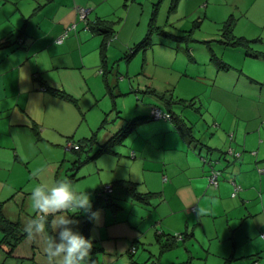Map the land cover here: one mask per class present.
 Masks as SVG:
<instances>
[{"label":"crops","instance_id":"crops-1","mask_svg":"<svg viewBox=\"0 0 264 264\" xmlns=\"http://www.w3.org/2000/svg\"><path fill=\"white\" fill-rule=\"evenodd\" d=\"M246 1L234 0L230 7L241 10ZM130 2L133 1L0 0V43L10 42V46L0 49V178L4 172H12L17 161H29L28 153L37 139L32 127L38 133L56 132L60 146L82 129L85 133L77 142L93 137L90 152L94 154L127 121L147 117L149 106L174 112L173 107L183 105L178 101L187 100L168 89L140 88L139 84L134 89L129 83L131 92L154 96L152 105L133 107L129 115L133 119L122 118L119 110L113 113L117 104L107 88L115 84L121 94L119 88L129 79L118 74L121 82L117 83L119 79L111 74L103 77L99 73L103 60L105 70L119 69V61L127 50L142 40L134 39L140 29L138 16L143 15L152 0ZM258 3L264 5V0ZM79 7L90 9L89 21L100 18L110 22L115 37L105 50L103 34L93 33L79 22ZM73 24L75 28L69 29ZM156 24L163 28L158 21ZM247 28L251 33L239 36L257 40L249 49L254 54L239 53L242 59L233 65L223 59L230 64L228 68L211 65L203 75L223 97H218L219 107L210 114L215 122L210 127L216 132L209 139L202 143L198 137L201 143L190 142L171 120L138 123L121 143L113 144L110 152L85 161L91 170L81 164L73 173L76 176L81 171V178L90 179L94 192L101 186L114 185L108 203L96 200L92 206V211L100 213L98 221L76 209L65 213L74 221L71 226L99 248L98 264H144L147 258L155 264H167V259L172 264H186L198 254L196 243L191 242L194 238L203 246L199 253L203 264H251L253 258L264 264V239L260 235L264 232V173L258 171L264 168V22L251 20ZM65 31L62 42H57ZM191 50L195 52L194 47ZM229 73L235 74L229 76L234 82L232 88L224 85ZM50 87L72 99L52 95L47 91ZM180 116L188 120L183 114ZM194 124L189 121L193 136ZM229 148L240 157L226 158ZM201 156L210 162H202ZM70 167L67 168L71 171ZM211 167L221 172L216 189L207 179ZM60 168L59 161H52L44 174L36 172L32 176L37 184L50 185L60 179ZM122 181L134 183L143 200L127 194L118 185ZM232 182L242 188L234 197ZM5 183H0V193L10 187ZM8 208L9 217L19 219L24 229L29 220L39 215L26 198L22 209L14 204ZM190 230L192 235L176 240L168 249H162L164 240L156 234H184ZM198 231H203V244ZM56 235L49 231L44 236L29 237L26 233L7 253L0 231V264H51L43 241L45 236ZM180 242L184 250L173 252ZM155 243L160 246L157 257L153 254ZM132 246L136 249L130 254Z\"/></svg>","mask_w":264,"mask_h":264},{"label":"rangeland","instance_id":"rangeland-1","mask_svg":"<svg viewBox=\"0 0 264 264\" xmlns=\"http://www.w3.org/2000/svg\"><path fill=\"white\" fill-rule=\"evenodd\" d=\"M129 1L142 4L145 0ZM233 1L234 0H179L175 10L169 14L167 12L172 7L171 0H152L150 4L148 3L143 15L139 14L138 16L140 29H138L135 34L133 32L135 35L134 37H136L134 39L139 40L140 38L143 39L146 37L145 33H147L146 31L149 28L152 8L154 5L158 4L160 10L157 13L156 22L158 21L159 25L163 24V30L177 36V39H165L159 36L156 32L152 33L149 39L152 44L147 46L145 50L139 48L129 59L126 57L121 58L119 61L120 70L117 68L116 70H118V74L125 79L127 77L129 81L127 80L128 83H123L119 88L121 94L115 98L117 108L114 109L113 113H116V110H119L122 118L131 119L132 116L129 115H131L130 113L133 107L135 108L141 104L152 105L151 103H153L154 96L148 94L145 95L144 93L139 92L135 93L134 91L131 92L129 83H133L132 85L134 89L137 84H139L140 88H142V86H147L153 88L156 87V89H168L169 92H172L174 95L187 99L184 102L185 105L175 106L173 107V110L177 115L183 114L188 119L185 120L187 124H189V121L193 124L195 123L193 125L195 133L194 137H199L202 143L203 139H209L210 134L216 132V130H214L215 128L212 129L215 122L210 118V114L215 112L219 107L218 97H223H221L218 89L212 88L214 87V84H208L207 78L203 77V75L204 73L209 72L211 65L213 67L218 66L211 60L212 55H216L220 60H230L233 65L238 64L241 61V55L238 57V54L245 51L244 48L231 47L229 45L226 46L222 43L224 22L228 18H231V21H234V23L232 22V34L235 36H239L244 32L251 33V30L247 28L251 20L258 19L260 22H264V5L258 3L260 0H256L255 3L253 0H247L243 4L241 10H234L231 8ZM136 28H138V24ZM262 29L263 28H261V30ZM262 32L264 34V30ZM202 35L203 38H201ZM178 37H186V40H178ZM189 39L192 40L190 41ZM134 47L135 46H131V48ZM191 47H194L195 52L194 50H191L190 52ZM238 49L241 50V52ZM227 60H223L224 63H227ZM236 69L238 70L240 68L236 66ZM215 72L217 73L216 70ZM229 74L230 75H225L226 79L224 85L227 84L228 87L230 86L232 88L234 82L233 79H229V76H235V74ZM111 76L113 78V75ZM118 79L117 83L121 82L120 77H118ZM204 81L209 85V88L205 86ZM217 92L218 95L214 97ZM148 96L151 98L148 99ZM192 97L194 99V104L192 107H189L188 101H190ZM209 99H212V101L210 102ZM109 101L111 102V98ZM158 104H160L159 100ZM194 107H197L198 110H195ZM229 113H231V111ZM155 123L158 122H154V124ZM83 133L85 132H82L81 129L75 136L70 138V142L77 144L78 139L83 137ZM38 134L39 137H37L34 146L28 153L29 161L26 163L17 161L14 170L10 173L4 172L5 175L0 178V183L6 181L5 185L10 186L8 190H5L4 188L0 193V201L10 199L13 195L17 196L19 202H21V198H19L21 196L30 200V192L35 186H37V183L35 182L36 179L32 175L36 172L44 174L49 162L59 161L61 168L59 169L58 177L60 179L63 178L69 180L77 190L85 191L90 197L92 206H94V202H96L97 199L96 192L91 188L92 181L88 178H81V171L76 172V176H72L75 170L70 171V169L68 170L67 168L72 166V163L74 162L73 160H75V158L77 159L78 156L71 149H66V144L69 139H64L62 146H60L58 143L60 137L57 136L56 132H40ZM201 149L203 150V147H201ZM91 154L92 152L88 149L86 152L80 151L78 157L79 160L82 161V166H86L85 168L88 167L89 170H91V167L88 165V162L85 163V161L89 160ZM226 158L230 157L226 156ZM52 183H54V180L50 182V185ZM1 186H3V184ZM15 204L17 203H14V205ZM198 232L199 239L203 244V231L201 233L200 231ZM160 233L161 232L158 231L156 234L159 235L158 237L164 239L165 235ZM186 233H191L192 235L193 231L190 230ZM172 235L179 236V233L174 232ZM193 241L197 245V248L194 247V249L197 251L198 256L194 254L193 259L189 256L191 260H187L189 257L187 259L185 258V261L187 260L186 264H190L191 261L193 264H203V258H199V253H202L203 246L200 245L195 238L191 240V242ZM155 245L156 250L153 254L157 257L160 246L158 243H155ZM172 250L173 252L178 253L183 251V243L180 242L178 247ZM143 252V249H141L140 253ZM148 260L150 259L147 258L144 264H152V262H149ZM170 261L171 259H167L165 262H167V264H172Z\"/></svg>","mask_w":264,"mask_h":264},{"label":"trees","instance_id":"trees-1","mask_svg":"<svg viewBox=\"0 0 264 264\" xmlns=\"http://www.w3.org/2000/svg\"><path fill=\"white\" fill-rule=\"evenodd\" d=\"M178 2H179V0H171L172 7L170 8V11L175 10ZM158 5H154L153 8H152V14H151L150 22H149V28H148L147 33H146V37H144L138 44H136V46L134 48H129V50H128L126 56H125L126 58L129 59L130 57H132L137 52V50L139 48L145 50L147 46L151 45L152 43H150L149 39H150V35L152 33L156 32V33L159 34V36H161L163 38H166V39H172V38L177 39V36H174L173 34H171L169 32H165L163 30V28L159 27L156 24L155 18L157 16ZM232 22L233 21H231V18H228L224 22V27H223V31H222V37H223L222 43L225 44V45H229L231 47L244 48V50L246 51L247 55H253L254 53H250L249 49L251 48V45L253 43H255L257 40H255V39L250 40V39H247L245 37L235 36L234 34H232ZM86 27L84 26V28L89 29L93 33H98V34L101 33V34H103L104 38H103L102 49H104V50L110 44V42H112L114 40L115 32L113 31V28H112L110 22L107 21V20H103V19L98 18L95 21H88ZM183 38H186V37H183ZM183 38H179L178 37V40L179 39L182 40ZM6 46H10V42L9 41L0 43V49H2V47L5 48ZM211 60L214 62V64H217L219 68H224V69L228 68L227 64L222 62L219 58H217L216 55H212ZM104 65H105V60H103V66H102V68H101L99 73L103 77H105V75H108V74L110 75L111 74V75H113L115 77V79L118 80V77H119L118 70H116V69H114V70L113 69L112 70L111 69L110 70H105V66ZM107 78H108V76H106V79ZM107 90H108L109 94L113 98H116L117 96L120 95V93L117 90V85H115V84H110L108 86ZM47 91H49L52 95H55V96L63 98V99H69V100L72 99V98L69 97V95H67L66 93H64L63 91L58 90V89H54V88L50 87V88L47 89ZM178 102L179 103L182 102L184 104L185 101L182 100V101H178ZM193 104H194V100L193 99L188 101V106L189 107H192ZM152 108H157L163 113H168L170 115V118L169 119L160 118V119L154 120L150 116V110ZM194 109L198 110L197 107L196 108L194 107ZM116 113H118V111H116ZM117 116H118V114H117ZM106 120L107 119H105V121ZM160 120H165V121L171 120L176 126H178L179 130L181 131V133L185 137H187L190 140V142L201 143L199 138L193 136L191 125L187 124L183 117H181L180 115H177L176 113L172 112L170 109L162 110V109H160L158 107L149 106L148 107V115H147V117L135 118L133 120L127 121L123 125V127L115 134L114 138L113 137L110 138V140H108L106 143H104L101 146H99V148L95 151L94 154H91V156H89V160L95 158L99 154L110 152L113 144L115 142L121 143V141L123 140L125 135L127 133H129V132H132L135 129V126L138 123H143V122L145 123L147 121H160ZM32 129L34 130V133L37 134V137H39V134H38L37 130L34 127H32ZM231 136H232V134H231ZM93 142H94V138L93 137H91L89 139H85V140L83 139V140L77 142V144H75V145L78 146L77 149L71 148V150L75 151L76 154H78L77 159H75V161L73 163V166L71 168L72 170H77L78 167L82 164V161H80L79 158H78L79 154H80V151H85L86 152V150H88V149L91 150V148L93 147ZM227 151L228 150H226V152ZM252 154L255 155V153H252ZM199 158L204 163H209L210 162V161H207L204 157H199ZM72 176H74V174H72ZM163 180L165 181L166 178L165 179L163 178ZM119 183L120 184H118V185H120L127 194H129V195H131L133 197H137V199L143 200L142 194H140L137 191L136 186H135L134 183H132L130 181H122V182H119ZM110 185L113 187V190H114V185L113 184H110ZM100 189H101V187H99L96 190L97 200L98 201H103L104 203H108L109 199H110V196H111V194L113 192L109 195L108 199L103 200V199H100L99 196H98V193H99ZM22 197L23 196L19 197V198H21V202H19L17 196H14V195L10 199L0 201V231L3 233L2 240H3L4 245L7 247V249H6L7 253H10L11 249L26 234V231L23 228V226L21 224V221L19 219L12 220L9 217V215H8V209H9L8 207H9L10 204L17 203L18 205L15 204V206H18L19 209H22L21 207H22V204L24 203V199H25V197H23V199H22ZM12 202H14V203H12ZM263 233L264 232H262L260 235H262ZM164 235H165V238L163 239L164 242H162L161 247H162V249H168V248L172 247L175 244L176 240H178V239L185 240V239H187V236L191 235V233H184V234H180L179 233L180 238H177V236L172 235V234H167V235L164 234ZM262 239H264V238L262 237ZM91 242H92V248H91V253H90V256H89V264H98L96 262L97 261L96 260L97 259L96 258V254L99 251V248L97 246H95L93 241H91ZM132 247H134L136 249V246H132ZM134 251L132 252L131 248H130L129 253L132 254V253H134ZM251 264H259L257 258L256 259L253 258V260H251Z\"/></svg>","mask_w":264,"mask_h":264},{"label":"clouds","instance_id":"clouds-1","mask_svg":"<svg viewBox=\"0 0 264 264\" xmlns=\"http://www.w3.org/2000/svg\"><path fill=\"white\" fill-rule=\"evenodd\" d=\"M30 204L39 215L25 225L27 235L44 236L49 231L57 233L55 237L45 236L43 241L44 252L51 264H89L92 242L71 226L74 221L65 214L76 209L89 214L90 220L98 221L100 213L92 211L89 195L61 178L51 185L37 184L30 192Z\"/></svg>","mask_w":264,"mask_h":264},{"label":"built area","instance_id":"built-area-1","mask_svg":"<svg viewBox=\"0 0 264 264\" xmlns=\"http://www.w3.org/2000/svg\"><path fill=\"white\" fill-rule=\"evenodd\" d=\"M88 13H89V9L88 8H85V7H79L78 8V19H79V22L80 23H83L84 26L86 27L87 25V22L89 21L88 20ZM72 28L74 29L75 28V24H73L71 27H69V29ZM87 28V27H86ZM68 29V30H69ZM67 30V31H68ZM66 31L65 33L63 34V36H60L59 38H57V42H62V39L64 37V35H66ZM150 116L156 120V119H160V118H164V119H169L170 118V115L168 113H163L161 112L159 109L157 108H152L150 110ZM66 147L68 149H77L78 146L73 144L72 142H67L66 144ZM255 153V152H253ZM226 154L231 158V159H238L240 157V154L235 152L232 148H229L228 151L226 152ZM259 173H264V168H260L258 169ZM221 175V172L218 171V170H215L214 168L211 167V169L209 170V173H208V176H207V179H208V183L209 185L213 188V189H216L218 187V184H219V177ZM165 179V178H164ZM233 184V191L231 193V196L234 197L236 196V194L242 189L240 185L232 182ZM113 192V187L111 185H104V186H101V189L98 193V196L100 199H103V200H106L108 199L109 195ZM192 212H195V207H193L192 209ZM263 238H264V233L261 235ZM177 238H180V236H177ZM135 250L134 247H131V251L133 252Z\"/></svg>","mask_w":264,"mask_h":264},{"label":"water","instance_id":"water-1","mask_svg":"<svg viewBox=\"0 0 264 264\" xmlns=\"http://www.w3.org/2000/svg\"><path fill=\"white\" fill-rule=\"evenodd\" d=\"M152 264H155V263H152Z\"/></svg>","mask_w":264,"mask_h":264}]
</instances>
